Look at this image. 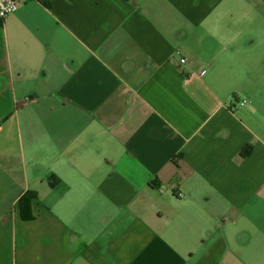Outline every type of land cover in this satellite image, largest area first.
I'll list each match as a JSON object with an SVG mask.
<instances>
[{
  "label": "crops",
  "instance_id": "1",
  "mask_svg": "<svg viewBox=\"0 0 264 264\" xmlns=\"http://www.w3.org/2000/svg\"><path fill=\"white\" fill-rule=\"evenodd\" d=\"M244 2L0 19V264L264 261V13Z\"/></svg>",
  "mask_w": 264,
  "mask_h": 264
},
{
  "label": "trees",
  "instance_id": "2",
  "mask_svg": "<svg viewBox=\"0 0 264 264\" xmlns=\"http://www.w3.org/2000/svg\"><path fill=\"white\" fill-rule=\"evenodd\" d=\"M45 5H49L50 0H41ZM249 147L243 149V152L246 153L248 152ZM34 192L32 191H27L24 193L20 198H19V208L21 212V217L24 219L31 218V215L29 214V205H30V200L34 198ZM26 211V212H24Z\"/></svg>",
  "mask_w": 264,
  "mask_h": 264
},
{
  "label": "rangeland",
  "instance_id": "3",
  "mask_svg": "<svg viewBox=\"0 0 264 264\" xmlns=\"http://www.w3.org/2000/svg\"><path fill=\"white\" fill-rule=\"evenodd\" d=\"M245 2V7H248V4L251 3V5H254L253 7L255 8V4L258 5V7L260 8V12L261 13H264V1H261V0H244ZM263 33H259V36L256 37V42L254 43V47H255V50L258 52H261V54H263L264 56V44H261V39L263 36L262 35ZM255 264H264V261L261 260L260 257L256 256L255 257Z\"/></svg>",
  "mask_w": 264,
  "mask_h": 264
},
{
  "label": "built area",
  "instance_id": "4",
  "mask_svg": "<svg viewBox=\"0 0 264 264\" xmlns=\"http://www.w3.org/2000/svg\"><path fill=\"white\" fill-rule=\"evenodd\" d=\"M23 0H0V19L4 18L6 15L14 12L19 4ZM184 58H180V62L183 63ZM244 101H241L240 104H243Z\"/></svg>",
  "mask_w": 264,
  "mask_h": 264
}]
</instances>
